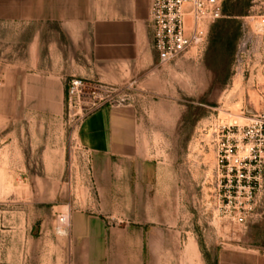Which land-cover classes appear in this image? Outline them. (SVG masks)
Wrapping results in <instances>:
<instances>
[{
	"label": "rangeland",
	"instance_id": "374dc122",
	"mask_svg": "<svg viewBox=\"0 0 264 264\" xmlns=\"http://www.w3.org/2000/svg\"><path fill=\"white\" fill-rule=\"evenodd\" d=\"M226 1L234 16L218 24L235 36L231 54L213 47L210 30L201 49L151 68L153 88L143 79L108 86L77 78L85 84L84 95L68 105L66 88L75 77L65 80L61 126L25 128L23 157L0 161V264H217L224 248L264 252V173L257 206L244 224L219 220L214 207L217 126L264 120V0ZM99 86L117 90L113 100L124 95L127 106L149 116L154 109L147 100L175 107L169 113L177 127L162 132L166 141L145 144L155 175L149 180L140 166L132 169L128 192L98 191L91 159L76 140V127L93 110L92 93ZM149 183L162 190L150 191ZM78 211L108 217L113 232L88 249L72 234Z\"/></svg>",
	"mask_w": 264,
	"mask_h": 264
},
{
	"label": "crops",
	"instance_id": "0c3cea01",
	"mask_svg": "<svg viewBox=\"0 0 264 264\" xmlns=\"http://www.w3.org/2000/svg\"><path fill=\"white\" fill-rule=\"evenodd\" d=\"M149 7L150 0H0V161L6 155L23 157L25 128L61 126L69 78L108 86L143 79L153 88L157 78L151 68L158 59ZM7 48L11 52L4 55ZM145 103L155 113L105 105L77 125L76 140L91 159L98 191L128 192L125 180L138 166L149 180L155 175L145 144L166 141L162 132L177 127L178 119L169 113L172 105ZM148 187L162 190L158 184ZM109 224L108 217L78 211L72 215V234L89 249L113 232ZM217 264H264V252L224 248Z\"/></svg>",
	"mask_w": 264,
	"mask_h": 264
},
{
	"label": "built area",
	"instance_id": "2783aa9c",
	"mask_svg": "<svg viewBox=\"0 0 264 264\" xmlns=\"http://www.w3.org/2000/svg\"><path fill=\"white\" fill-rule=\"evenodd\" d=\"M223 0H150L149 21L152 48L158 66H165L189 49L206 44L210 24L222 17ZM85 84L70 79L66 88L68 105L80 101ZM93 110L102 106H127L128 97L117 100V90L99 86L92 93ZM129 106V105H128ZM91 111V112H92ZM216 188L214 200L219 220L244 224L258 203L264 173V120L254 117L244 125L220 124L215 131ZM63 218V217H61ZM65 219H60L63 222Z\"/></svg>",
	"mask_w": 264,
	"mask_h": 264
},
{
	"label": "trees",
	"instance_id": "16d2710c",
	"mask_svg": "<svg viewBox=\"0 0 264 264\" xmlns=\"http://www.w3.org/2000/svg\"><path fill=\"white\" fill-rule=\"evenodd\" d=\"M240 3V1H239ZM234 10H232V7L228 5L226 0H223L222 2V17H231L234 16L233 14ZM222 17L216 21H214L212 24H210L208 29V35L211 30V34L213 33V47H218L219 49L223 48L225 51L228 52V54H231V51L233 49V42L235 40V36L229 37L227 34L225 35V27H219L218 22L222 19ZM224 22V21H221ZM208 35L207 40L208 41Z\"/></svg>",
	"mask_w": 264,
	"mask_h": 264
},
{
	"label": "bare ground",
	"instance_id": "6f19581e",
	"mask_svg": "<svg viewBox=\"0 0 264 264\" xmlns=\"http://www.w3.org/2000/svg\"><path fill=\"white\" fill-rule=\"evenodd\" d=\"M67 220V219H66ZM67 224V223H66ZM62 231H60V233H61Z\"/></svg>",
	"mask_w": 264,
	"mask_h": 264
}]
</instances>
